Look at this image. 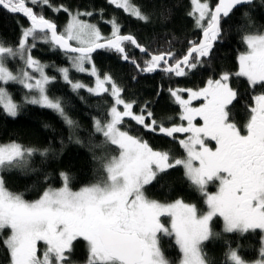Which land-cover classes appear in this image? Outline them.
I'll return each instance as SVG.
<instances>
[{
	"label": "snow or ice",
	"instance_id": "obj_1",
	"mask_svg": "<svg viewBox=\"0 0 264 264\" xmlns=\"http://www.w3.org/2000/svg\"><path fill=\"white\" fill-rule=\"evenodd\" d=\"M108 2L140 21L150 20L132 0ZM190 2L189 15L202 29L203 39L190 42L187 54L170 64L174 53H150L132 35H122L115 19L109 21L111 37L105 38L96 25L81 19L93 15L92 12L73 13L67 7H53L51 0H0V8L23 14L31 22L30 27L22 28L17 47L0 42V84L23 85L34 93L25 97L26 103L51 109L69 127H74L76 122L66 113L61 98L48 95L47 85L55 78L46 74L48 65L34 59L31 49L37 40H42L74 54L70 57L72 67L96 77L95 87L73 81L68 68L58 71L77 94L81 89L96 96L110 92L114 100L108 112L110 119L103 122L94 119V127L105 143L118 149V155L103 158L106 176L79 191H73L67 174L61 173L62 187L48 188L39 199L28 201L8 190L0 176V233L6 229L9 232L0 244L8 252L9 264H69L68 254L77 239L87 243V264H170L161 250L160 234L174 237L182 254L180 264H209L203 243L213 235L210 227L213 217L223 218L227 232L264 231V94L253 97L249 119L242 130L230 119L229 105L236 100L237 92L229 85V73L208 79L206 86L198 90L169 89L180 105V121L187 124L166 127L146 107L139 114L134 112L135 102L125 101L123 89L110 75L101 78L92 64V53L97 49L115 50L141 72L162 68L167 73L184 76L185 69L193 70L211 56L214 43L221 36V20L229 17L237 6L251 4L252 0H218L214 8L207 0ZM29 4L64 11L70 21L63 32H58L53 21ZM243 40L246 51L238 57L239 71L235 75L245 77L253 86L264 85V33L246 34ZM125 42L150 56L143 67L129 56ZM16 57L24 62L18 73L5 64L7 58ZM85 65L92 67L89 70ZM184 92L187 99L182 95ZM193 100L202 103L194 107ZM121 105L123 110L119 108ZM0 106L8 116L18 115L20 106L4 87H0ZM126 117L149 132L158 131L173 138L175 133H186V138L179 140L186 157L173 158L169 152L154 150L147 141L123 130ZM197 119L202 124L194 123ZM213 141L214 146H210ZM36 151L15 142L0 145V173L25 166ZM40 154L46 155L47 149ZM177 166L183 167L185 176L205 197L206 212L201 213L195 205L179 199L161 203L145 195L146 185ZM213 182L217 190L209 192L208 185ZM163 217L169 218L170 226H166ZM40 242L45 245L42 256L38 254ZM260 256L255 264H264V248ZM228 259L230 264H247L234 250L229 252Z\"/></svg>",
	"mask_w": 264,
	"mask_h": 264
},
{
	"label": "trees",
	"instance_id": "obj_2",
	"mask_svg": "<svg viewBox=\"0 0 264 264\" xmlns=\"http://www.w3.org/2000/svg\"><path fill=\"white\" fill-rule=\"evenodd\" d=\"M212 7L217 0H207ZM53 7H67L73 13L92 12L91 16L81 19L96 25L102 34H109L112 25L109 21L115 19L120 25L122 35H132L137 42L147 48L150 53L168 52L181 59L187 54L190 42H199L202 29L196 26L195 20L189 15L190 0H132V3L142 8L150 16L145 23L125 13L122 9L110 4L108 0H51ZM35 11L42 13L45 18L57 25L61 32L67 24L69 15L64 11H54L53 8L32 6ZM29 27L19 15L9 14L0 8V42L6 46H18L22 28ZM264 33V0H253L249 6L235 9L229 17L221 20V36L214 43L210 57L193 70L185 69L186 75L177 76L166 73L162 68L153 72H141L137 67L124 63L119 53L114 50H100L92 55V64L98 74L103 77L110 75L116 84L123 89L121 95L125 101L135 102L133 111L137 114L145 107L153 113L158 123L166 127L185 124L180 121V105L174 101L169 89H193L205 87L208 79H218L221 74L231 75L229 85L237 92V98L229 105L230 119L241 129L250 114L253 97L263 94L264 86H253L246 78L236 76L239 71L238 57L246 51L243 37L250 33ZM129 56L136 60L141 67L150 57L141 55L133 45L125 42ZM34 59L48 65L46 71L54 81L47 85L48 95L59 97L65 106L68 116L76 122L69 127L61 116L50 109L23 102L24 90L13 83L5 88L19 107L16 117L8 116L0 107V145L15 142L25 148L36 149L28 163L20 168H13L0 173L5 186L13 193H18L28 201L40 198L48 188H60L61 173L68 176L69 187L73 191L97 183L106 174L103 169L105 157L118 155L114 145L104 142V137L97 133L94 119L102 122L109 119L108 112L114 104L110 93L100 96L92 95L81 89L73 92L68 83L60 78L58 69L69 67L68 55L53 47L50 43H37L31 49ZM11 66L9 61L5 62ZM69 76L73 81H79L92 87L94 79L91 76L70 70ZM186 92L182 93L183 97ZM123 130L147 141L149 146L157 151L169 152L173 158H185L186 153L179 144L184 135L175 133L168 137L161 133L149 132L130 118H125L121 126ZM80 142L77 143L76 141ZM210 146L213 143L210 142ZM47 149L46 155L40 153ZM209 192L215 191V183H209ZM145 195L161 203H171L182 200L193 204L199 212L207 211L205 197L185 176L183 168L177 166L167 170L145 186ZM169 226L167 217L162 218ZM213 235L203 243V252L209 264H230L228 255L234 250L247 263L261 259L263 248L261 231L248 232L225 231L222 217L215 216L210 222ZM9 234L8 230L0 233V240ZM160 247L170 262L178 264L181 252L171 236L160 234ZM76 263L85 264L88 259V249L83 240L73 244ZM0 264H9L7 250L0 244Z\"/></svg>",
	"mask_w": 264,
	"mask_h": 264
},
{
	"label": "rangeland",
	"instance_id": "obj_3",
	"mask_svg": "<svg viewBox=\"0 0 264 264\" xmlns=\"http://www.w3.org/2000/svg\"><path fill=\"white\" fill-rule=\"evenodd\" d=\"M191 3V2H190ZM31 5V4H30ZM32 6H34V5H32ZM113 6H115V5H113ZM123 10V9H122ZM124 11V10H123ZM191 11H192V5H191ZM125 12V11H124ZM126 13V12H125ZM135 18V17H134ZM195 20V19H194ZM69 21H70V17H69V19H68V22H67V24L69 23ZM67 24L63 27V29H62V31L61 32H63L64 31V29H65V27L67 26ZM111 24V23H110ZM199 29H201V28H199ZM110 33L109 34H102V36L103 37H105V38H110L111 37V35H112V27L110 28ZM29 43H31V38H30V40H29ZM37 43H44L42 40H37L36 41V44ZM70 43H72L73 44V46H75V42L74 41H70ZM246 46V45H245ZM72 55H68V63H69V67H64V68H68L69 70H74V71H76L73 67H72V63H71V60H70V57H71ZM6 61H9L11 64V66H8L6 63V66L10 69V70H12L14 73H18L19 71H20V69H22L23 67H24V62L22 61V60H20V58L19 57H16V58H7L6 59ZM5 61V62H6ZM39 61V60H38ZM42 63V62H41ZM42 64H44V63H42ZM44 65H46V64H44ZM85 67L86 68H88L89 70L91 69V67H92V65H85ZM47 69V68H46ZM46 69H45V72H46V74H47V71H46ZM29 72H31V70L29 69L28 70ZM70 72V71H69ZM78 72V71H77ZM79 73H82V74H85V75H88V76H91V75H89L88 74V72H79ZM37 78H38V74H34ZM48 75V74H47ZM93 79H94V83H93V86L92 87H95V81H96V77H94V76H91ZM60 78H61V80L63 81V82H65L64 80H63V78H62V75H61V73H60ZM101 78H103V77H101ZM243 78H245V77H243ZM11 83V82H10ZM65 83H67V82H65ZM13 84H15V85H18L19 87H21L23 90H24V94H23V102L25 103V104H28V103H26L25 102V97L26 96H31V95H33L34 93H30L29 91H28V89H26V88H24L23 87V85H21V84H19V83H13ZM5 85L6 84H0V87H4L5 88ZM69 85V87H70V89H71V86H70V84H68ZM259 86L261 87L262 85L261 84H259ZM106 87H110V85H106ZM263 87V86H262ZM6 89V88H5ZM7 90V89H6ZM72 90V89H71ZM8 91V90H7ZM8 93H9V91H8ZM110 93V92H109ZM10 94V93H9ZM186 95L184 96V98L185 99H187V92L185 93ZM10 96H11V94H10ZM202 103V101H199V100H193L192 101V106H194V107H199L200 106V104ZM31 105H35V104H31ZM36 106H39V105H36ZM1 108H2V106H0ZM39 107H41V106H39ZM44 108V107H43ZM119 108H120V110H123V106L121 105V106H119ZM3 109V108H2ZM48 109V108H47ZM51 110V109H50ZM53 111V110H52ZM54 112V111H53ZM56 113V112H55ZM57 114V113H56ZM11 117V116H10ZM109 119H110V117H109ZM194 123H196V124H202V121H200L199 119H197L196 121H194ZM186 124H187V122L185 121V126H186ZM180 135H184V138L183 139H185L186 138V136H187V134L186 133H179ZM214 142V141H213ZM212 142V143H213ZM11 143H13V142H11ZM215 143V142H214ZM213 143V144H214ZM7 144H9V143H7ZM7 144H5V145H7ZM186 157V156H185ZM182 167V166H181ZM183 168V167H182ZM183 171H184V169H183ZM106 174V173H105ZM63 183H64V181H63V179H62V185H61V187L63 186ZM217 189H216V184H215V191H216ZM79 191V190H78ZM214 191V192H215ZM223 219V218H222ZM167 220H168V223H169V226H170V220H169V218L167 217ZM223 224H224V221H223ZM224 228H225V224H224ZM7 230V229H6ZM258 230H260V229H258ZM261 231V234H262V242H263V248H264V231H262V230H260ZM236 232H239V231H236ZM242 233V232H241ZM244 233V232H243ZM173 239H174V237H173ZM175 240V239H174ZM181 258H182V254H181ZM229 260V259H228ZM180 261H181V259H180ZM180 261H179V263L178 264H180ZM85 264H87V261H86V263ZM247 264H255V262H253V263H247Z\"/></svg>",
	"mask_w": 264,
	"mask_h": 264
},
{
	"label": "water",
	"instance_id": "obj_4",
	"mask_svg": "<svg viewBox=\"0 0 264 264\" xmlns=\"http://www.w3.org/2000/svg\"><path fill=\"white\" fill-rule=\"evenodd\" d=\"M217 3H218V0H217ZM216 3V4H217ZM252 3H253V0H252ZM251 3V4H252ZM251 4H245V5H241V6H237V8H235V9H238V8H241V7H244V6H249V5H251ZM215 7V6H214ZM213 7V8H214ZM2 10H4V11H6L7 13H9V14H13V15H19V16H21L25 21H26V23H27V25L30 27V21L27 19V17H25L23 14H20V13H10V12H8L7 10H5V9H3V8H1ZM234 9V10H235ZM233 10V11H234ZM231 14V13H230ZM227 17H225V18H223V19H226ZM203 39V32H202V35H201V39L200 40H202ZM199 40V41H200ZM54 48H56L58 51H60L61 53H63V54H65V55H74V54H72V53H65V51H63V50H61V49H59L58 47H56V46H53ZM133 47H134V49L136 50V51H138L141 55H146L145 53H142V52H140L139 51V49L138 48H136L134 45H133ZM100 50H103V49H97L95 52H93L92 53V55L94 54V53H96L97 51H100ZM115 51V50H114ZM149 56V55H148ZM150 57V56H149ZM123 60V62L124 63H127V64H131V65H133V66H135L134 64H132L131 62H129V61H125L124 59H122ZM136 67V66H135ZM164 67H166V65L164 66ZM165 72V71H164ZM167 73V72H166Z\"/></svg>",
	"mask_w": 264,
	"mask_h": 264
},
{
	"label": "flooded vegetation",
	"instance_id": "obj_5",
	"mask_svg": "<svg viewBox=\"0 0 264 264\" xmlns=\"http://www.w3.org/2000/svg\"><path fill=\"white\" fill-rule=\"evenodd\" d=\"M264 86V85H263ZM263 94H264V92H263ZM250 115V114H249ZM248 119H249V116H248V118H247V121H248ZM247 121H246V123H247ZM246 123H245V125H246ZM245 125H244V128H242V130H244L245 129ZM214 143V142H213ZM213 146H214V144H213ZM77 240H82V239H77ZM76 240V241H77ZM76 241H74L73 242V244L76 242ZM85 242V241H84ZM85 244H86V246H87V243L85 242ZM38 248H39V255H41L42 256V254H43V252H44V250H45V245L42 243V242H40L39 243V245H38ZM87 249H88V247H87ZM73 254H75V248H73L72 249V251H71V253H69L68 255H69V264H79V263H76L75 262V260L78 258L77 257V254L76 255H73Z\"/></svg>",
	"mask_w": 264,
	"mask_h": 264
}]
</instances>
